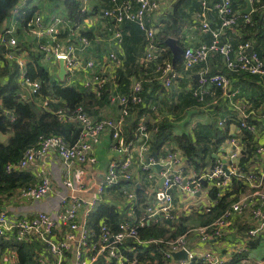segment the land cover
<instances>
[{"label":"built area","instance_id":"built-area-1","mask_svg":"<svg viewBox=\"0 0 264 264\" xmlns=\"http://www.w3.org/2000/svg\"><path fill=\"white\" fill-rule=\"evenodd\" d=\"M25 2L27 0H24ZM82 3L80 12L86 14L92 9L88 6L90 0H80ZM205 7L203 16L207 15V1L200 0ZM239 0H219L214 9L218 12L220 18L219 28H211L209 21L201 20L203 30L209 31L213 37L211 42H203L199 47H185L183 51V68L188 70L200 63L206 62L212 52L218 51L226 57V65L234 71H243L252 75L264 74V54L258 52H249L250 43L245 42L239 45V53L236 58L231 57L233 46L231 43L221 44V38L226 36L227 31L232 32L239 25L238 14L235 5ZM254 3L256 0H245ZM162 0H109V6L101 9L104 18L113 21L116 25L124 22L136 23L144 32L146 38L145 61L154 62L156 70L159 73L158 79L162 80L166 87H170L177 78L180 77V71L175 67L173 61L166 57L165 46H160L156 39L155 16L162 9ZM16 6L15 12H18ZM251 12L245 14V23L251 22ZM99 15L89 16L84 19L83 24L92 22L93 18ZM77 29L78 34L75 33ZM81 26H75L69 23L66 14L56 12L46 21L40 13H35L28 27L24 29V41L29 45L32 53L40 55L41 61L51 59L61 61L67 71V78L72 77L77 71L93 69L96 66L94 58H84V53L91 45V39L81 34ZM68 35V40L62 42L60 37ZM78 35V36H75ZM114 35L121 39L122 33L118 30ZM19 37L16 34V21L14 17L11 20V26L6 29L3 35H0V47L5 48L4 57L7 60H15L20 67V81L23 86L28 87L29 93L33 97H40L43 107H50L56 98L52 93L43 95L41 92V80L31 78L26 74L27 63L20 55L26 51H20L18 48ZM113 63L116 68L122 67V60L116 52H110L102 59L100 70H90L85 73L82 83L86 88L92 89L97 94H101L107 89V76L103 71L109 64ZM208 71L200 72L199 82L201 88H205L208 93L210 85H216L221 88L228 96L231 87V78L225 74H215L208 76ZM87 76V77H86ZM129 94H108L110 102L117 103L120 115L115 119L96 120L93 115L85 108L83 104L74 107L59 108L56 114L59 119L73 123L80 130L78 138L72 142H67L63 136L51 135L41 138L36 146L27 149L22 159L17 164H10L7 170L24 169L30 162L34 161L39 155L49 153L54 150L60 157L68 163H95L97 157L94 153L95 146L99 142L102 133L109 129L112 138L115 139V148L123 154H127L134 146L136 139H128L123 134V126L131 113V104L139 103L142 100V84L140 81H134ZM238 92V91H235ZM198 93V91H197ZM113 95V97H112ZM38 99V98H36ZM215 101V100H214ZM219 126L223 127L225 121H219ZM241 127L252 134L257 132L255 124L247 121H241ZM137 139L143 140L141 144V157L149 153L150 130L145 122L138 124L135 130ZM229 145H235L233 139L228 140ZM256 153L264 155V144L256 149ZM238 150H230L224 156L225 161H218L210 166L208 170L197 174H187L190 170L186 163L183 168L174 171L172 164L179 161L178 152L170 153L166 160L162 162L164 169L161 171L164 176L162 187L158 190L161 194L160 201L146 208V213L135 221H122L118 226V231L112 232L110 227L104 222L100 223L98 234L88 222V216L98 206V200L90 205L84 203L75 196L63 197L60 209L53 215L47 212H39L32 218H15L0 211V239H16L18 241H30L32 239L40 240L44 247L38 252L36 264H65L69 262V252L76 246L74 264H99L101 257H104L108 264H142L138 245H149L165 243L167 252L164 254L166 264H191L192 260H202L206 264H223L226 257L218 254L215 249L195 250L190 246L191 235L185 233L171 240L148 239L143 240L139 236V228L147 223L149 218L156 222L165 219L170 221L174 219L173 212V194L175 188H179L190 195H196L205 190L204 182L216 185L219 188L218 197H221L223 189L230 187L232 176L237 175L243 178L252 187V191L242 195L237 201L233 202L217 219L209 225H202L198 228L200 240L209 242L223 236L228 227L234 221V218L247 211L250 212L254 225L246 233V241L254 239L264 232V171H242L239 164ZM140 157V159H141ZM158 162L150 156L143 161L142 168L149 173L150 169ZM131 164L130 158H126L122 163L112 162L107 169L104 182L100 186L103 192L111 188L121 180H129L132 177L129 170ZM225 164L229 172L225 169ZM151 176V175H150ZM67 187H72L71 181L65 182ZM51 189V183L46 178L34 187L24 191V195L34 198H40L46 195ZM130 197L132 195H129ZM81 210H86V219L80 224L79 214ZM129 239H135L133 246L128 245ZM245 249V247H240ZM186 250L187 259H175L172 251ZM129 251L132 255L129 256ZM154 255V252H152ZM264 264V263H261Z\"/></svg>","mask_w":264,"mask_h":264},{"label":"crops","instance_id":"crops-1","mask_svg":"<svg viewBox=\"0 0 264 264\" xmlns=\"http://www.w3.org/2000/svg\"><path fill=\"white\" fill-rule=\"evenodd\" d=\"M206 1V17L202 14V12H204L206 9L200 0H188L183 3V14L178 16L179 19H181L182 24V31L179 37L180 39L175 36L168 37L176 38L178 45H181L183 48H197L203 42H211L213 37L209 31L202 29L201 20L206 19L209 21L211 28H219L220 18L218 16V12L214 9L215 4L219 0ZM173 2L174 0H170L168 4L163 3L161 11L156 14L154 22L156 25V32L159 31L157 27V25L160 23L159 21H161V19L164 18L167 13L172 11ZM261 2L264 3V0H256L251 4L252 13L258 9L257 5ZM32 3L37 6V11L35 13L42 14L46 21H49L50 17L56 13V6L61 7L62 10L60 11L64 14H67L65 11V6L61 0H57L55 2L49 0H34ZM26 6L27 2L21 0L18 4V9L21 7L24 8ZM88 6L91 9L96 11L99 10L100 12L99 17H94L92 22L80 25L81 28H88L93 35V37H90V47L83 54L84 58H94L97 63L93 69H87L85 71L90 73V70H100L102 68L101 64L103 57L110 52H116L122 60V67L120 68H116L113 63H109L104 68L103 71L105 72L108 80L106 91L99 95L92 89L86 88L82 84L84 82L83 77L87 75L85 71H77L76 74H74L71 78H67L66 71L64 78L61 79L59 77L61 68L60 61L54 59L45 62L41 61L40 59V61L44 66L47 67L49 73L56 81L65 80V85L76 86L79 89L84 88L87 90L85 91L86 93L96 94L99 100L100 97L106 92L105 100H103L102 103H99V100L96 98H91L89 95L88 101L85 99V108H88L86 109L96 120L118 118L120 115L119 106L117 103L110 102V96L108 97L109 92L111 91V94L113 95L117 93L129 94L133 82L140 81L142 84V100L139 103L131 104L130 116L127 118L126 124H124L122 131L125 136L129 131V129L126 128L129 125V122L136 118L139 119L137 122L138 124L141 122L152 124L153 131H156L157 127L160 126L161 123L165 121L169 122V124L172 126L168 130L175 135L184 133L193 135L194 130L199 122L219 123V121L223 120L225 121L224 126H226L227 122L230 121L229 129L233 136L228 138L219 147V151L213 155L216 158L215 162H224V156L227 152L230 150H238L240 152V164V159L244 149L242 140L244 136V130L239 122L241 123V121H247L249 118H251L262 121V124L259 126L255 124L257 127V132L253 135L258 141L257 147L264 144V74L255 75L258 77V79L255 81H252L253 78L247 79L246 77L242 80L240 75L233 74L232 78L230 77L231 87L229 93L231 94L228 96V94L224 93L223 90L218 92L217 89H214V92L209 93L211 96L207 98V103L202 105L201 102L193 101V99H191L192 97L189 96L190 92L188 91V88L186 89V87L193 89L191 77H195L199 80L196 75L200 74L201 71H208V69L211 71L215 68H218L219 65L225 66L226 57L223 53L218 51L212 52L206 62L196 65L188 70H181L180 77L177 78V80L170 87H166L163 81L158 79L157 75L155 74L152 62L147 63L145 61V35L139 29V27L132 22H124L121 25H116L113 21L104 18L102 14H100L101 9L103 7L109 6V0H90L88 2ZM247 6V1H238L235 9L238 14L239 26L236 27L233 33L231 31L232 29L228 30L226 36L221 38V44H232V58H236L238 56L239 43L243 41H248L250 43L251 52L255 51L259 54H264V38L259 40L257 36L249 35L247 30H245L246 27L243 23H245L244 16L247 13H244L243 11L247 8ZM169 7L170 9H168ZM16 15L17 12L13 13L12 17H15ZM69 23L71 22L69 21ZM116 30L122 33L121 39H118L114 35ZM75 33L78 34L77 29L75 30ZM242 36H248L247 40H240ZM67 37L68 35L65 37H60V40L65 42L68 40ZM233 42H236L238 45L235 46ZM165 45L166 48L170 50L171 58L173 59L172 50L167 44ZM254 45L261 46L263 52L257 51ZM25 49L26 52L22 53L20 56L23 57L28 64L37 54L32 53L28 50V48ZM180 59H183V53ZM221 68H219L218 71H222L223 68ZM145 69L147 71H144ZM19 84L21 87L19 96L21 98L27 100L29 104L32 101L37 108L43 107L40 97L31 96L28 87L21 84L20 78ZM57 102H59V100L56 99L53 103ZM216 103H218V109H216L214 106L212 107V105ZM59 108H65V103L63 102L59 104L57 109ZM5 136L6 137L4 140L8 137L7 135ZM151 139L152 131H150V142L148 144L149 150ZM231 139L234 140L235 145H229L228 140ZM140 140L143 143V140L139 138L133 142L134 146L131 148V150L127 154H123L115 148L116 141L114 138H112L111 131L109 129L105 130L102 133L99 142L95 146L94 153L97 157V161L95 163H68L54 150L50 151L49 153L39 155L22 171L28 174L27 179L29 180L28 183H31L30 187L40 184L42 180L47 178L51 183L50 191L40 198H34L24 195L23 193L27 189L19 187L13 194L0 195V211L8 214L10 217L15 218H32L39 212H47L49 214L55 215L60 209L61 200L63 197L75 196L80 198L87 205H90L95 200H98L99 204L103 203L111 205L112 207L118 209L120 214L123 216L122 219L125 221H132L141 214L143 216L146 213L147 207L160 201L162 198L161 194H158V190L162 187L160 186L162 178L161 171L164 169L162 162L166 160L170 153L178 152L179 161L176 164H172L173 170L176 171L186 165L187 156L183 150L180 149L176 142L168 140L167 143L162 146L159 155L156 156L153 152L150 154L145 153V156L142 158ZM149 156L154 157L158 162H160L161 169H158V163L150 169L149 173L143 170L142 163L143 161L147 160ZM126 158H130L131 160L129 167V170L132 174L131 179H121L117 185L101 192L100 186L104 182L109 165L112 162H117L120 164L125 161ZM252 160L253 163L249 169L244 170L240 164L242 171L263 172L264 155L255 152ZM210 166L211 165H209L206 170H208ZM195 172L196 171L193 169V167L190 166V170L187 171V174H194ZM232 177L243 180L249 185L248 182L237 175H233ZM67 181H71L73 186L67 187L65 184ZM204 186L206 189L200 193H197L196 195H190L179 188H175L172 191L174 198V220L176 219V214H192L193 217L186 222V225L191 224V229L193 228V230L196 229L197 231L202 225L200 223V214H202L204 210L209 209L211 206L217 203L218 199L221 198L226 193L227 189L231 187L230 186L223 189V195L218 197L219 188L216 185L213 186L211 183H206ZM214 187H217L218 189V198L215 200L211 199L209 196L210 190H213ZM250 188L252 189L251 186ZM139 189L144 190L145 197L147 199V204H144L143 208L142 204H138L140 197L138 193ZM129 195L132 196L130 197ZM86 217V210H81L79 214L80 224H83ZM147 223H156V221L153 220V218H149ZM168 223L171 224L172 222ZM254 224L255 223L251 218L250 212L247 211L236 216L232 225L228 227L226 233L217 239H213L209 242H202L200 240L199 232H196L191 238L190 246L193 249L199 251L204 249H215V251L221 256L228 257L234 255V250L236 247L247 248L250 241H252L255 243V245L251 249L247 248L248 255L242 259L241 264L264 263V232L254 239L246 241V233L250 228H252ZM129 242L130 241H128V245L130 244ZM75 252L76 246H73L69 252V262L66 261L65 264L75 263ZM16 262L17 249H6L0 256V264H15ZM199 262L201 261H196V263ZM142 264H158V261L154 260L152 262L147 260ZM164 264H166L165 260Z\"/></svg>","mask_w":264,"mask_h":264},{"label":"trees","instance_id":"trees-1","mask_svg":"<svg viewBox=\"0 0 264 264\" xmlns=\"http://www.w3.org/2000/svg\"><path fill=\"white\" fill-rule=\"evenodd\" d=\"M21 0H0V35H3L7 28L11 26L9 18L11 17L12 10L15 6H18ZM34 0H27V6L20 8L17 15L14 17L16 21V34L19 37L18 48L20 51H26L25 48L30 49L27 42L24 41V29L28 27V24L32 21L35 12L37 11V6L32 3ZM55 2L57 0H49ZM65 6L66 17L71 22L72 25L79 26L83 24L84 19L89 16L99 15V10H91L86 14L80 12L81 1L80 0H61ZM188 0H174L173 9L170 13H167L164 18L157 22V27L159 29L156 32V39L160 46H165V40L168 36L180 37L182 31L181 19L179 15L183 14V3ZM264 3H258V9L253 11L251 14V22L243 23L245 25V30L249 35H255L261 40L264 38ZM237 5V4H236ZM235 5V7H236ZM101 14V13H100ZM13 18V17H12ZM133 23V22H132ZM136 24V23H135ZM137 25V24H136ZM138 26V25H137ZM239 26V25H238ZM139 27V26H138ZM140 29V27H139ZM141 30V29H140ZM142 31V30H141ZM81 34L87 37H93L92 32L89 29H81ZM143 32V31H142ZM144 33V32H143ZM233 33V32H232ZM145 35V34H144ZM244 35V34H243ZM248 36H242L240 40H247ZM180 39V38H179ZM248 41H243L245 43ZM145 50H146V38H145ZM181 43V42H180ZM235 46L238 44L233 42ZM182 44V43H181ZM255 49L259 52H263L261 46L254 45ZM5 48L0 47V132L7 135V139L2 140L0 138V195L3 194H13L19 187L30 188L28 183L27 173L23 172V169H13L11 171L7 170V166L10 164H17L23 157L25 151L30 147L36 146L41 138L60 135L64 139L72 143L78 136L80 130L75 124L65 122L59 119L56 114V109L59 104L65 103V107H74L79 104H84L85 99L88 101V95L91 98H97L96 94L86 93L84 88L79 89L76 86L65 85V80H54L49 70L40 61V55H36L26 66V74L31 78H39L42 82L41 92L43 95L52 93L54 97L59 100L57 103H51L50 107H39V111L36 112L28 103L27 100L21 98L20 94V67L19 64L13 60H7L5 55ZM166 57L171 58V52L169 49L165 51ZM183 59L178 60L175 63V67L178 71L183 70ZM155 74L157 77L159 73L156 70V64L152 62ZM201 64V63H200ZM199 65V64H198ZM223 69H222V68ZM221 68L222 71H218ZM208 69V68H205ZM144 71H147L146 69ZM225 74L232 78L233 74L240 75L243 78H253L252 81L258 79L255 75L249 74L243 71H234L227 67V65L220 66L211 71L208 69V76L215 74ZM147 75V72H146ZM193 89L188 88L190 92L191 99L193 101H199L202 105L207 103V98L211 96L210 92H214L217 89L218 92L222 91L221 88L216 85H210L208 88V93L201 88L200 82L195 77H191ZM89 90V89H88ZM198 91V93H197ZM106 92L100 97L99 103L105 100ZM217 104V105H216ZM212 105L218 109V103ZM84 106H86L84 104ZM87 108V107H86ZM88 109V108H87ZM139 119H133L129 122L126 127L129 129L126 136L128 139H136L135 130L138 126ZM248 123L257 124L258 126L262 124V121L258 119L249 118ZM241 125V123L239 122ZM230 121L227 122L226 126L220 127L217 122L203 123L199 122L194 130L193 135L184 133L180 135H175L169 132V128L172 126L169 122H163L157 127V130L153 131V125L147 124L148 129L152 131V139L149 153H155L159 155L162 146L167 143L168 140L176 142L180 149L183 150L187 156V162L189 166L193 167L196 173H202L206 170L209 165H214L216 158L213 154L219 151V147L233 135L230 133L229 129ZM244 136L242 138L244 149L240 159V164L242 168L249 169L253 163V156L256 152L258 141L255 136L244 129ZM150 142V141H149ZM150 157V156H149ZM147 172V171H146ZM252 189L243 180L232 177V184L226 193L218 199L217 203L211 206L209 209L203 211L200 214V223L202 225L212 224L217 217H219L233 202L237 201L242 195L250 193ZM217 187L210 190V198L217 199ZM138 193L140 195L138 204H147V199L145 197V192L143 189H139ZM142 216V214L140 215ZM140 216L136 217L137 220ZM123 216L120 214L118 209L107 204H98L94 210L88 216V222L98 234L100 222L104 220L110 227L111 231L114 233L118 231V226L122 222ZM192 217L190 215H185L184 213L176 214V219L172 220L171 224L165 219L158 221L156 223H146L144 226L139 228V236L143 240L148 239H163L171 240L180 235H183L187 231L186 222ZM125 221V220H123ZM170 224V225H169ZM201 225V226H202ZM129 243L133 246L135 244V239H129ZM127 241V242H128ZM250 241V240H249ZM137 243V242H136ZM255 243L250 241L247 248H253ZM165 243L149 244V245H138L137 250L140 254V260L154 261L157 260L158 264H164V254L167 252ZM44 244L37 239H32L30 241H18L16 239H0V256L4 253L6 249H17V262L15 264H36V257L38 252L41 251ZM247 248H245L243 253H235L233 256L226 257V261L223 264H241L242 259L248 255ZM154 252V255L152 254ZM129 256L132 252L129 251ZM232 257V259H231ZM192 260L191 264H203V262L196 263ZM99 264H108L104 257H101ZM206 264V263H204Z\"/></svg>","mask_w":264,"mask_h":264},{"label":"water","instance_id":"water-1","mask_svg":"<svg viewBox=\"0 0 264 264\" xmlns=\"http://www.w3.org/2000/svg\"><path fill=\"white\" fill-rule=\"evenodd\" d=\"M248 2V6L247 8L243 11L244 13H249L251 11V8H252V5H251V2L247 1ZM165 44H167L170 49L172 50L173 52V63L175 64L181 57L182 53H183V50L184 48L181 46V45H178L177 43V39L174 38V37H168L166 40H165ZM249 52H251V49H249ZM60 72H59V77L61 79L64 78V74L66 72L65 70V66H64V62L63 60L60 61ZM197 78L200 77V74H197L196 75ZM30 105L31 107L36 111L38 112L39 109L34 105V103L31 101L30 102ZM6 136L0 132V138L2 140H4ZM158 169H161V164H158ZM225 169L227 170V172H229L228 168H227V165L225 164ZM163 181H164V176H162L161 178V183H160V186H162L163 184ZM204 184H206L204 182ZM171 222V221H170ZM172 255L175 259H187L188 258V252L186 250H179V251H172Z\"/></svg>","mask_w":264,"mask_h":264},{"label":"rangeland","instance_id":"rangeland-1","mask_svg":"<svg viewBox=\"0 0 264 264\" xmlns=\"http://www.w3.org/2000/svg\"><path fill=\"white\" fill-rule=\"evenodd\" d=\"M162 2L163 3H169L170 2V0H162ZM81 5H82V3H81ZM15 9H16V6L13 8V10H12V14H11V17L9 18V22L8 23H11V19H12V15H13V13L15 12ZM168 9H170V7L168 8ZM60 10H62L61 9V7H57L56 6V12H60ZM62 13V12H61ZM84 29H88V28H84ZM91 31H92V29H91ZM218 121V120H217ZM218 123V122H217ZM194 214V213H193ZM190 217H193V215L191 214L190 215ZM196 232H198L196 229L195 230H193V228L191 229V224H188V226H187V231H186V233H188V235H191V238L195 235V233ZM190 241H191V239H190ZM243 251H245L243 248H240V247H236L235 248V250H234V254L235 253H243ZM202 261V260H201ZM203 262V261H202Z\"/></svg>","mask_w":264,"mask_h":264},{"label":"clouds","instance_id":"clouds-1","mask_svg":"<svg viewBox=\"0 0 264 264\" xmlns=\"http://www.w3.org/2000/svg\"><path fill=\"white\" fill-rule=\"evenodd\" d=\"M250 49V48H249ZM249 49H248V51H249ZM160 164V163H159ZM171 221V220H170ZM170 221H168V222H170Z\"/></svg>","mask_w":264,"mask_h":264}]
</instances>
